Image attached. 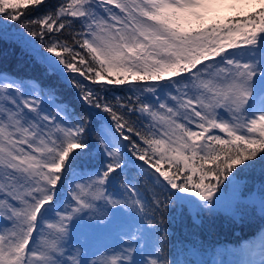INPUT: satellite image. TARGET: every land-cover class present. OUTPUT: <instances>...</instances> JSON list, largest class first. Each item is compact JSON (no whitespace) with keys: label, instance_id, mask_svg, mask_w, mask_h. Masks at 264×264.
Returning <instances> with one entry per match:
<instances>
[{"label":"snow or ice","instance_id":"6c2138e0","mask_svg":"<svg viewBox=\"0 0 264 264\" xmlns=\"http://www.w3.org/2000/svg\"><path fill=\"white\" fill-rule=\"evenodd\" d=\"M49 3L0 0V21H19L20 29L28 32L25 36L21 31L20 37L28 43L29 36L43 39L48 35L47 46L34 50L50 64L63 65L61 71L109 85L125 84L130 77L135 81L181 77L173 81L184 90L177 88L171 96L174 103L157 98L153 105L137 97L139 108L121 104L123 114L101 97L103 87L92 89L83 80L71 78L86 105L109 114L133 154L150 164L167 187L198 197L199 201H188L196 208L214 210L224 181L230 177L234 181L245 169H264V0H63L32 16ZM69 17L79 20V31ZM61 31L67 33L63 43L60 37L49 35ZM238 39L247 46L242 55L222 56L240 47ZM76 46L86 49L90 60L76 52ZM77 57L83 68L77 67ZM214 57H221L216 65L205 63ZM146 90L155 93L157 87ZM29 95L15 81H0L4 105L0 109V192L4 193L0 219L5 221L0 226V264H69L63 257L70 225L79 224L85 213L92 219L99 201L140 213L145 212L146 203L131 182L124 185L128 198L106 194L110 176L115 183L117 170L132 163L119 150L110 125L97 128L85 115L63 126V121L56 123L57 116L42 115L39 98L29 100ZM137 111L147 113L146 118L154 122L147 134L136 129L135 121L129 122ZM101 119L106 118L101 115ZM125 128L147 147L126 135ZM93 132L97 133L95 141ZM98 146L109 159L102 170L95 171V179L73 180L67 192L61 191L62 181L74 174L76 161ZM261 203L264 207V199ZM147 223L151 225V218ZM115 225L113 220L104 227ZM256 251L261 257L258 261L248 258ZM134 252L129 244L126 250L92 264H168L163 257L134 259ZM240 255L244 257L240 264H264V235L258 245L242 248ZM70 264L89 261L81 259L76 249Z\"/></svg>","mask_w":264,"mask_h":264},{"label":"trees","instance_id":"16d2710c","mask_svg":"<svg viewBox=\"0 0 264 264\" xmlns=\"http://www.w3.org/2000/svg\"><path fill=\"white\" fill-rule=\"evenodd\" d=\"M63 0H50L48 5H42L39 9L32 12V16H38L43 12L49 10L58 3H62ZM106 8H112L113 11L118 12L113 5H105ZM103 12V9H101ZM26 17L22 16L21 19ZM73 19V28L77 31L80 30V22L76 18ZM38 27V26H34ZM23 31L25 36H28L27 30L20 29L19 21H7L3 23L0 21V74H5L19 81L34 80L39 83L44 89L51 88L55 91V98L67 106L65 109L69 112V116L75 122L82 116L87 115L90 124H96L97 128L101 124L107 123L115 131V122L111 121V117L108 113H103L102 109L91 108L80 98L79 89L73 86L71 78L75 77L77 80H83L84 83L92 89L103 87L105 91L101 92V97H107V100L114 106V110L118 114H123L125 109L120 107L124 105H136L139 108V101H145L155 105L157 98L154 93L148 92L146 88L148 86H156L158 93H161V102L164 100L166 93L170 94V89H173V81L181 79V77H173L169 79L165 77L162 81L146 80L135 81L129 78V82L122 85H109L106 82L99 84L93 83L91 80L85 77L79 76L77 73H70L68 71H61L63 65H53L41 58L36 54L34 49H44L49 43V36L46 35L43 39L39 37H28L31 43L25 42L20 37V32ZM49 35L60 37L59 42L63 43V38L67 35L66 31L59 33H51ZM79 38V37H78ZM71 43V39L69 38ZM238 44L242 43L241 39H238ZM58 51H62L58 48ZM76 52L84 55L85 59L90 57L87 54L86 49H82L79 46L75 48ZM53 60L56 59L54 53L47 54ZM68 58L67 53H63ZM221 58H218L214 64L218 63ZM79 57H77V67L83 68V65L78 63ZM205 63H211L206 61ZM203 65H198L202 67ZM196 70L193 69V72ZM187 73L181 74L185 76ZM183 82V80H181ZM143 87L145 90L140 91ZM168 102V101H167ZM101 113L105 120L101 119ZM140 119L137 121L136 117ZM147 113H140L137 111L132 115L130 123L135 121L134 126L142 134L148 133V127L150 124H154L150 119H147ZM125 119H128L126 116ZM116 132V131H115ZM125 134L134 139L141 147H147L143 144L138 136L134 133H128L127 128L124 130ZM120 135L119 132H116ZM93 141L96 140L97 133L93 132ZM121 136V135H120ZM123 139V138H122ZM124 145H128L125 152L127 153V159L132 161V168L137 169L134 165L136 162L143 165L145 173L149 174L148 179H144L138 176L134 181L138 187L143 191L145 197L148 200V209L151 212V225H148L144 221L146 230L150 233V237L153 236L163 241L162 257L168 261V264H179L178 252L176 250L177 243L183 245L187 250L192 262L194 261V255L197 254L195 244L203 246L202 252H209L221 255L225 252L227 261H232L237 264L241 260L240 250L245 248L246 245L256 244L259 236L264 232V207H262V199H264V169L261 167H255L254 169H245L240 175L236 176L235 180H240L247 185L243 196L252 198L249 202L242 203V217L236 218L228 212L214 211V212H200L191 209L187 202L182 199H178L177 190L171 189L166 186V182L162 177L155 172V169L150 164H146L133 154V149L127 140H123ZM103 152L101 147L94 148L93 151L85 156H82L76 161L74 167L80 169L83 173H89L90 170L98 169L101 164V157ZM131 164V163H130ZM164 168H167L166 162H162ZM150 169H149V168ZM243 167V166H239ZM121 171L120 169L117 170ZM115 175V174H113ZM131 173H128V176ZM157 175V180L153 181L154 176ZM127 175L124 177L127 179ZM68 178L70 176L68 175ZM229 180H232L230 177ZM228 180V181H229ZM68 180H63L62 183ZM228 181H224L227 183ZM70 183V182H68ZM248 195V196H247ZM159 202V203H157ZM228 264V263H225Z\"/></svg>","mask_w":264,"mask_h":264},{"label":"rangeland","instance_id":"374dc122","mask_svg":"<svg viewBox=\"0 0 264 264\" xmlns=\"http://www.w3.org/2000/svg\"><path fill=\"white\" fill-rule=\"evenodd\" d=\"M247 47L240 44V47L234 49H228L225 53H222V56L228 55L230 53H239L242 55L244 48ZM221 57H214L210 61L212 65L214 62ZM223 66V65H221ZM193 71V70H192ZM0 81H15L17 84L22 86V89L25 93H31L28 96L29 100L38 97L40 101V107L44 109L43 114L51 113L54 116H57L58 119L56 123L63 121V126H69L75 123L74 120L70 118L68 115L69 112L65 107L66 103L61 102L55 98V91L51 88L44 89L38 82L34 80L29 81H19L18 79L12 78L5 74H0ZM183 83V82H181ZM173 89H170V94L166 93L164 96V100L167 99L168 103H174L171 100V96L176 94L177 88H180V91H184L180 86L173 85ZM159 98H161V93L155 92ZM3 97L0 96V109L3 108ZM12 107L11 104L8 105ZM27 111V109H26ZM108 128L109 125L107 123L101 124L100 127ZM194 127V125H193ZM112 132L114 133L116 139V143L119 145V150L123 153L125 152L124 142L120 135H118L114 129L111 127ZM216 134L224 135L220 133L219 130H214ZM26 147V146H25ZM101 151L103 152V148L101 147ZM108 157L104 154L101 157V166L98 169L103 168V165L107 163ZM137 169L132 168L133 164L128 163L126 167L118 171L119 178L115 183H111V176L109 178V183L105 185L106 194L113 196L115 199L120 198H128L130 193L124 187V185L128 182H131L136 186L139 196L145 201L146 209L144 213L136 212L132 208H120V207H112L110 205L106 206L103 201L98 202V210L97 213L93 216L92 219H88V214L85 213L84 217L80 220L79 224L76 221L73 222V225H70V234L65 244L66 254L63 259L71 261V253H73L76 249H79L80 258H87L89 264H92L93 261H103L107 257H110L114 253H119L122 250H126L129 244L135 249L133 253L134 259L140 260L143 259L145 261H150L152 259H160L162 257V247L163 241L157 237L151 236L150 233L147 232L145 222H147L148 218L152 217L151 212L148 209V202L150 200L144 196L143 191L138 187L136 182L134 181L138 176L136 175L137 171H139L140 176L144 179L149 178V174L145 173L143 169V165L138 164L137 162L134 164ZM75 168L74 174H69L70 178L68 181H65L64 188L61 191L67 192L69 190V185L72 184L73 180L76 182L87 183L89 178L95 179V171L90 170L89 173H83L80 169ZM149 168V167H148ZM150 169V168H149ZM128 173L131 175L128 176ZM127 175L126 179L124 176ZM153 181L157 180L158 176L155 175ZM70 182V183H68ZM247 185L240 180H229L227 183L221 184L222 194L221 192L217 193V197H220V201L215 207L214 210L208 209H199L196 208L193 204L189 203L190 200L199 201L198 197H195L192 193H178L179 197H183V201L187 202L191 209L200 211V212H214V211H222L228 212L232 216L239 218L242 217V203L249 202L252 198L251 196L246 197L243 196V193L246 192ZM248 196V195H247ZM4 193L0 192V199H3ZM55 203V201L53 202ZM202 204L203 202L200 201ZM119 213L118 217H115L113 214ZM145 213L147 215H145ZM143 217V220L141 219ZM116 221V225L114 227L105 228L104 225L109 221ZM5 221L0 219V226H3ZM45 231H47L45 229ZM37 233H34L36 236ZM264 235V232L259 236L256 244L258 245L260 237ZM162 242V247H161ZM31 246V245H30ZM196 251L193 260L190 261L189 258V250H187L183 245L177 243L176 250L178 252V262L179 264H234L232 258L230 261H227V257L225 256V252L221 255H217L216 253L202 252L203 246L199 244H195ZM249 245H246L248 247ZM245 247V248H246ZM244 258L241 256V259ZM251 259L258 261L261 257L259 252L256 251L255 254L251 255ZM241 261V260H240ZM240 261L237 264H240Z\"/></svg>","mask_w":264,"mask_h":264}]
</instances>
